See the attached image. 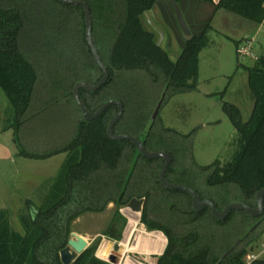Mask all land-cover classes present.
Returning <instances> with one entry per match:
<instances>
[{
    "label": "trees",
    "instance_id": "1",
    "mask_svg": "<svg viewBox=\"0 0 264 264\" xmlns=\"http://www.w3.org/2000/svg\"><path fill=\"white\" fill-rule=\"evenodd\" d=\"M86 1L92 12L95 43L110 72L106 84L96 92L81 90L88 107L95 110L108 99H121L125 108L114 130L143 137L149 150L170 152L173 160L166 172L170 181L193 187L220 209L235 201L256 205V193L264 187V58L258 57V66L247 67L255 97L250 119L242 120L238 106L224 104L239 134V151L225 164L216 161L200 166L191 153V134L159 127V116L148 136L144 134L162 87L168 88V95L195 87L188 82L198 75L199 55L209 42L210 24L173 60L157 44V33L143 22L145 11L157 0ZM203 1L255 24L264 21V0ZM101 76L86 38L83 7L58 0H0V89L14 108L16 135L51 101L62 103L75 126L72 135L52 149L23 151L36 159L61 153L67 157L41 205L27 200L19 212L22 229L13 226L8 209L0 208V264H63L60 252L68 243L72 220L88 211L101 212L112 201L127 205L133 197L145 198L142 222L148 229L161 230L168 237L155 264H244V256L254 249L250 244L263 236L264 224L223 258L241 236L227 235L228 222L238 212L244 214L242 218L249 220L246 232L255 217L235 210L218 221L209 209L194 211L188 193L163 187L159 180L162 158L148 159L130 141L108 136L107 125L116 106L93 121L85 120L73 86L79 80L96 83ZM141 77L150 80L156 90L146 91L139 83ZM136 112L140 115L133 117ZM192 164L195 172L189 169ZM234 192L233 199L225 194ZM114 225L106 234L121 239V231ZM72 264L112 263L88 248Z\"/></svg>",
    "mask_w": 264,
    "mask_h": 264
},
{
    "label": "rangeland",
    "instance_id": "2",
    "mask_svg": "<svg viewBox=\"0 0 264 264\" xmlns=\"http://www.w3.org/2000/svg\"><path fill=\"white\" fill-rule=\"evenodd\" d=\"M222 11L220 13H224L226 10ZM220 13L208 28L209 42L199 55L198 75L188 82L195 87L174 95H168V88L162 87L158 97L159 102L166 90L158 115L159 127L173 128L185 135L191 134L190 141L192 143L189 141L191 153L194 162L200 166H207L216 161L225 164L233 160L239 151V134L229 115L225 112L224 104L229 102L238 106L242 120L248 121L250 119L255 105V97L249 84L247 67L258 66V62L253 57L244 55L241 48L251 42L253 53L259 57L264 56V24L260 31L258 29L259 24L251 21L249 23L252 25L247 28L235 24H226ZM228 13L235 15L238 19L249 21L233 12ZM143 22L145 27L150 29L145 18H143ZM178 47L179 44H174L172 48L177 49ZM171 54L174 58L175 54ZM69 57L71 58V56ZM138 80L139 83L146 86L145 90L149 93L157 88L145 77ZM74 113L77 115V112L74 111ZM13 114L14 108L5 92L0 89V155L7 154V157L0 158V208L5 207L8 210L10 202H12L11 188L14 179H19V175L25 179L27 174L35 178L40 173L55 175L65 157V153H61L48 159H36L23 156V151L43 152L52 149L62 143L63 140H67L75 128L71 122L72 116L69 111L63 107L62 103L54 101L49 102L33 120L26 122L17 135L16 127L12 125L14 123ZM138 115L140 113L136 112L133 117ZM12 152L16 153L14 162L11 161V157H8L12 155ZM189 169L195 172L193 164L189 166ZM24 191L25 188L21 192ZM235 191H238L239 195V190L236 189ZM18 194L21 193L18 192ZM225 194L233 199L237 192ZM225 194L223 193L222 196L224 197ZM44 198L40 196L31 201L36 205H41ZM25 203L26 200L23 199L20 208L10 213L13 226L19 230L22 227L18 214L25 207ZM126 208L127 205L121 206L112 201L101 212L88 211L81 214L70 224L68 241L70 238L76 239L73 234H77L88 242L86 249L94 248L96 255L99 254L104 239L109 238L122 242L125 240V231L129 224ZM119 213L122 216H118ZM237 215L236 219L234 218L227 224L226 232H228L229 237L231 234L233 236L235 233L240 235L245 233L244 230L249 220L242 218L244 214L240 216L241 213L238 212ZM139 216L138 229L145 228V231L148 232L155 231L148 229L147 225L142 222L143 212ZM113 222L115 229L121 231V239H115L106 234ZM156 231L165 235L168 244L166 234L161 230ZM136 235L137 231L131 237L130 244L132 246L137 245L138 250H127L124 256H131L145 263H155L156 256L164 253L167 244L162 253L141 252L146 245L144 242L138 241ZM261 239L262 237L257 242H252L250 247L254 246L255 248Z\"/></svg>",
    "mask_w": 264,
    "mask_h": 264
},
{
    "label": "water",
    "instance_id": "3",
    "mask_svg": "<svg viewBox=\"0 0 264 264\" xmlns=\"http://www.w3.org/2000/svg\"><path fill=\"white\" fill-rule=\"evenodd\" d=\"M58 1L66 5H79L83 7L86 21V38L89 47L92 51L95 62L97 63L98 67L102 70V76L96 83H91L87 80H79L73 86L72 92L81 110L83 118L87 121H93L99 118L108 107L113 105L116 106L117 111L114 116L110 119L107 125L108 136L111 139L117 141H130L136 146L138 152L148 159L162 158L164 162L159 171L160 183L163 187L167 189L178 190L188 193L191 196L192 207L194 211L201 212L205 209H209L211 211L212 216L218 221H224L230 215V213L235 210H244L253 216L261 215L264 212V187L259 189L256 193V205H252L243 201H235L227 204L223 209H220L212 199L202 198L200 193L193 187L182 183L172 182L167 178L166 172L173 160V157L170 152L166 150H149L146 147L143 137H137L128 133H118L114 130V126L121 118L125 108L124 103L121 99H108L95 110H92L88 107V105L82 98L81 90H86L90 93L96 92L98 89H100L103 85L106 84L110 77V72L108 66L102 60L99 49L94 40L93 19L89 3L86 0ZM163 1L171 3L172 6L168 8V12L163 10V15L160 16V18H162L160 19V21L164 25V27L156 28V31L159 33V39L157 40V44L163 47L170 54V57L173 60H177L186 48L188 41L194 36H201L209 24L202 23L199 26L195 25L197 14H194V12L196 11L194 10V12H192V8L189 7L190 0H157L152 9L145 11V15L149 17V13L154 11L158 7V5H160ZM177 29L185 30L187 34L184 36L180 35V33L176 32ZM196 29H198V31ZM175 33H177L179 36H175ZM174 44H179V47L177 49L172 48ZM171 53L175 54L174 58L171 56ZM165 92L166 90L163 92L157 106L153 111V114L149 120L144 134L145 137L148 136L154 123L157 120L159 111L165 98ZM144 204V197H133L131 201L127 204V207L130 208L132 211L142 213L144 209ZM247 235L248 233L244 234L240 239H238L224 256L228 255L233 249H235L245 239ZM73 236H75L76 239L70 238L68 241V245L63 248L60 252L61 261L63 262V264H72L73 261L79 256V254L82 253L88 246V242L83 237L77 234H73ZM126 252L127 249L121 241H116L108 238L103 240L102 246L100 247L98 252L99 254H97V256L99 258H102L103 260L109 261L112 264H122V259Z\"/></svg>",
    "mask_w": 264,
    "mask_h": 264
},
{
    "label": "crops",
    "instance_id": "4",
    "mask_svg": "<svg viewBox=\"0 0 264 264\" xmlns=\"http://www.w3.org/2000/svg\"><path fill=\"white\" fill-rule=\"evenodd\" d=\"M171 6H172L171 3L163 1L160 5H158V7L154 11L149 13V17L144 14L145 21L149 25L150 29L157 33L158 39H159V33L156 31V28L164 27V25L160 21V19H162V18H160V16L163 15V12H164L163 10L168 12V8ZM189 7L192 8V12H194V10L196 11V12H194V14L195 13L197 14L195 25L202 24V23L203 24L204 23L211 24L216 19L217 15L220 12H223L222 10H225V9H217L214 6V4H212L210 2L203 1V0H190ZM228 12H230V11L226 10L224 13H220L221 18L224 20V22L226 24H235V25H238L239 27H243V28H247V27H250L252 25V23H249L250 21H244L243 19H238V17H236L235 15H231ZM263 24H264V21L261 24H259V28H258L259 31H260L261 27L263 26ZM181 29H177L176 32L180 33V35H183V36L186 35L187 34L186 31L181 30ZM190 30H191V28H190ZM174 35L179 36L177 33H175ZM260 58H264V56H260ZM18 154H20V153H18ZM15 156H16V153L12 152V155L8 156V157H11L10 158L11 161L14 162L16 159ZM23 156H25V155L23 154ZM1 157H3V158L7 157V154H4L2 156L0 155V158ZM26 157H28V156H26ZM66 157H67V153H65V157L62 159L63 162H61V166L59 167V170H58L57 174H55V175H52V174L51 175H47V174L43 175L42 173H40L37 176V178H35V177H31L29 174H27L25 179H23L21 175H19V177H20L19 179L18 178L14 179V182L12 183L13 185L11 188L12 189V194H11L12 202H10L11 203L10 208H9L10 213L17 211V209L20 208L21 202L23 199H25L27 201V200L38 199L40 196L45 197L46 194L51 189L58 173L60 172L61 167L66 160ZM49 158H51V157H49ZM44 159H48V158H44ZM29 177H31V178H29ZM24 188H25V191L21 192ZM18 192H20L21 194H18ZM5 209H8V208H5ZM166 244H167V240H166ZM166 244L164 246V249L166 247ZM164 249L162 250V252L164 251ZM132 251H134V250H132ZM141 252H143V251H141ZM129 257H131V256H129ZM129 257L124 256L122 259V264H137L134 262L127 263L126 260H128ZM136 261L138 262V264H155L154 262L145 263V262H141L138 260H136Z\"/></svg>",
    "mask_w": 264,
    "mask_h": 264
},
{
    "label": "bare ground",
    "instance_id": "5",
    "mask_svg": "<svg viewBox=\"0 0 264 264\" xmlns=\"http://www.w3.org/2000/svg\"><path fill=\"white\" fill-rule=\"evenodd\" d=\"M126 209H127L126 212L129 217V224L125 231V240L122 241V244L126 247V249L131 250V251L138 250L139 247L137 245L132 246L130 244L131 237L133 236L134 232L137 231L136 237L138 241H142L146 245V247L142 249L143 252L144 251L145 252H158V253L162 252L166 244L165 235L162 232L156 231V230L148 232V231H145V228L138 229L140 212L132 211L128 207ZM126 261L127 263L134 262L138 264V262L132 257H129L128 260Z\"/></svg>",
    "mask_w": 264,
    "mask_h": 264
},
{
    "label": "built area",
    "instance_id": "6",
    "mask_svg": "<svg viewBox=\"0 0 264 264\" xmlns=\"http://www.w3.org/2000/svg\"><path fill=\"white\" fill-rule=\"evenodd\" d=\"M241 49L244 55L258 59V56L253 53L251 42ZM262 261H264V234L260 243L244 256V264H264Z\"/></svg>",
    "mask_w": 264,
    "mask_h": 264
},
{
    "label": "flooded vegetation",
    "instance_id": "7",
    "mask_svg": "<svg viewBox=\"0 0 264 264\" xmlns=\"http://www.w3.org/2000/svg\"><path fill=\"white\" fill-rule=\"evenodd\" d=\"M200 24H197V26H199ZM195 30V29H194ZM197 31H198V29H196ZM255 218V220H254V223L252 224V226L244 233V234H246V233H248V235L245 237V239L250 235V234H252L254 231H256V230H259V229H261V227L263 226V224H264V212L261 214V215H259V216H254ZM243 234V235H244ZM243 235H241L240 237H239V239L243 236ZM244 239V240H245Z\"/></svg>",
    "mask_w": 264,
    "mask_h": 264
}]
</instances>
